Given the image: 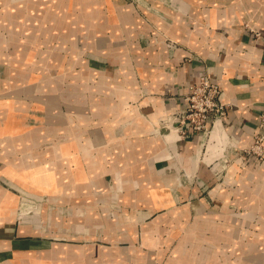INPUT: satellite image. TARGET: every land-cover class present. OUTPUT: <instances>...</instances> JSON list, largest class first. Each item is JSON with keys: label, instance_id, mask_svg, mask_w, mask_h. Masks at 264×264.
Wrapping results in <instances>:
<instances>
[{"label": "crops", "instance_id": "crops-1", "mask_svg": "<svg viewBox=\"0 0 264 264\" xmlns=\"http://www.w3.org/2000/svg\"><path fill=\"white\" fill-rule=\"evenodd\" d=\"M204 73L227 114L164 136ZM263 115L264 0H0V264H264L216 199L264 201Z\"/></svg>", "mask_w": 264, "mask_h": 264}, {"label": "built area", "instance_id": "built-area-1", "mask_svg": "<svg viewBox=\"0 0 264 264\" xmlns=\"http://www.w3.org/2000/svg\"><path fill=\"white\" fill-rule=\"evenodd\" d=\"M229 105L221 99V88L208 73L200 75L198 81L189 86L186 95V106L177 113L174 121L164 120L165 124L177 123L179 133L210 132V121L223 118L227 114ZM264 121V115H263ZM249 154L264 155V135L257 136L252 145L245 149ZM256 156V157H257Z\"/></svg>", "mask_w": 264, "mask_h": 264}, {"label": "rangeland", "instance_id": "rangeland-1", "mask_svg": "<svg viewBox=\"0 0 264 264\" xmlns=\"http://www.w3.org/2000/svg\"><path fill=\"white\" fill-rule=\"evenodd\" d=\"M181 136H184V134L179 133ZM176 140L179 139L178 135L176 133ZM167 140L169 141V139L167 138ZM171 142V141H170ZM264 154V153H263ZM254 155L257 156V154H249L247 152L240 151V155ZM258 160L260 161H264V155L261 156H257ZM228 161H225L222 163V170L224 171V169L229 168L230 165H228ZM227 166V167H226ZM225 175V174H224ZM223 175V176H224ZM222 176L221 179H219V183L223 182V186L226 185V183H229L226 178H224ZM245 182V181H244ZM244 182H239L237 183V185L239 186V188L243 189V191H245V189H247L246 186H244ZM244 183V184H243ZM236 186V184H235ZM242 186V187H241ZM252 188H254V185L251 186ZM254 195H235V196H222L220 199L219 197H216L217 199V203H232L237 205V209L233 210L234 214L237 213L239 214V216H230L235 220H232V226L224 228L222 230L226 231L227 233V237L228 239H232L234 242L237 240H242L244 241L245 244V248H247L246 250H248V255L252 257V255H262V251L261 248L264 245V235L262 233H264V208H258L259 210H252V206L253 204H256L257 206L260 205H264V201L263 200H259L257 198H252ZM255 197V196H254ZM27 200V197H26ZM41 204V203H40ZM42 207V206H41ZM232 208H235V206L233 205ZM248 208V209H247ZM251 209V210H250ZM40 213V212H39ZM248 213V214H247ZM31 219H35V212H31ZM55 213H53L54 215ZM59 214V213H57ZM40 215V214H39ZM62 217L64 218H70V213L63 211L62 213ZM229 218V217H228ZM239 220L238 223H236L235 221ZM188 229H184L183 232H185ZM187 232V231H186ZM187 233H183L180 237L177 238V242L171 246V248H175L174 246H176V244L181 241L182 239L185 238V235ZM237 238V239H235ZM223 240V239H222ZM225 240V238H224ZM227 243H223V245H225ZM264 250V247H263ZM262 256H258V258H256L259 261H263L262 259H259ZM240 258V257H239ZM241 264V263H239Z\"/></svg>", "mask_w": 264, "mask_h": 264}, {"label": "water", "instance_id": "water-1", "mask_svg": "<svg viewBox=\"0 0 264 264\" xmlns=\"http://www.w3.org/2000/svg\"><path fill=\"white\" fill-rule=\"evenodd\" d=\"M169 129V127H168ZM170 130V129H169ZM168 132V130H167ZM31 199H34L36 202H43V201H47L48 197L47 196H37V197H31Z\"/></svg>", "mask_w": 264, "mask_h": 264}, {"label": "bare ground", "instance_id": "bare-ground-1", "mask_svg": "<svg viewBox=\"0 0 264 264\" xmlns=\"http://www.w3.org/2000/svg\"><path fill=\"white\" fill-rule=\"evenodd\" d=\"M175 129H176V128L174 127V128H172V129H170V131L164 133L163 135L166 136V135L170 134V133H171L173 130H175Z\"/></svg>", "mask_w": 264, "mask_h": 264}]
</instances>
